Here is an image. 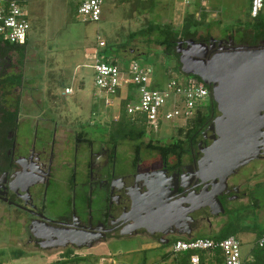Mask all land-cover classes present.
<instances>
[{"label":"flooded vegetation","instance_id":"flooded-vegetation-1","mask_svg":"<svg viewBox=\"0 0 264 264\" xmlns=\"http://www.w3.org/2000/svg\"><path fill=\"white\" fill-rule=\"evenodd\" d=\"M243 30L195 41L217 40L208 57L264 47V40L251 44ZM187 41H181L182 49ZM29 45L0 49V232L22 234L23 250L84 260L82 251L135 238L172 246L177 239L212 231L213 219L253 204L264 181L252 184L250 173L237 182L232 178L264 162V155L237 170L218 193L223 213L214 215L218 208L204 206L209 193L220 190L201 179L199 167L216 134L211 130L220 116L215 102L209 118L182 138L185 153L162 157L148 148L157 146V139H116L110 122L94 113L83 119L75 115L76 107L65 98L70 94L42 82L44 72L31 59Z\"/></svg>","mask_w":264,"mask_h":264},{"label":"rangeland","instance_id":"rangeland-1","mask_svg":"<svg viewBox=\"0 0 264 264\" xmlns=\"http://www.w3.org/2000/svg\"><path fill=\"white\" fill-rule=\"evenodd\" d=\"M18 1L22 2L30 21L28 49L31 59L38 60L36 65L44 72L42 82H49V87L58 94L65 95V89H72V94L65 95V98L69 105L76 107L73 113L80 119L94 113L95 117L112 125L120 119L124 100L130 91L122 90L115 97L113 107H106L105 100L108 97L95 84L96 73L93 67L97 60L106 62L107 58H117L122 66H129L132 61L150 66L154 70V87L165 85L170 79L185 82L188 76L175 71L174 62L167 60L163 49L154 43L153 37L138 36L133 39L131 35L146 29L150 24L179 26L186 15L193 14L206 24L213 23L210 34L222 38L237 31L241 24L248 21L252 2L210 0L200 10L201 5L187 6L182 0H105L102 20L99 23H85L77 14L78 0ZM205 34H208L206 29L200 32V35ZM166 68H169L168 72ZM131 93L138 96L135 91ZM137 96L133 104H136ZM209 104L210 100L207 99L203 107ZM180 124V121H165L153 137L170 142L178 137ZM248 173L250 176L255 175L252 184L264 181V162L259 161L243 169L239 176L232 178V182H237ZM261 192L263 202L260 210L255 212L253 207L248 206L240 209L237 214L213 219V230L202 232L195 238L204 235L212 237L232 222L252 225L257 216L260 219L259 226L264 227V188ZM21 236L20 233L0 232V264H53L58 261L62 264H175L184 254L172 253V246L135 238L128 242H113L101 249L82 251L87 255L86 258L76 260L65 255L51 257L54 252L49 254L23 250ZM236 238L243 242L242 253L246 254L255 244L257 235L247 231Z\"/></svg>","mask_w":264,"mask_h":264},{"label":"built area","instance_id":"built-area-1","mask_svg":"<svg viewBox=\"0 0 264 264\" xmlns=\"http://www.w3.org/2000/svg\"><path fill=\"white\" fill-rule=\"evenodd\" d=\"M182 1L187 6L201 5L199 9L202 10V5L210 0ZM104 3L105 0H78L77 14L85 23H99L103 17ZM263 11L264 0H252L251 17L256 18ZM30 32V21L22 2L0 0V45L24 46L29 41ZM93 68L96 87L108 97L105 100L106 107H113L115 97L122 90L130 91L127 96L130 99L127 117L134 125L145 124L157 133L165 121H180L179 128H185L197 110L203 107V103L210 99L207 85L191 76L185 82L170 79L165 85L152 86L153 68L136 61H132L129 66H122L118 60L117 64L97 60ZM131 91L137 92L138 96ZM72 92V89L65 90V94ZM136 96L137 102L133 104ZM256 245L264 247V232L256 239ZM242 247L243 242L234 236L219 241L190 237L174 242L172 253L197 252L190 256L188 264H244L251 260V249L243 254Z\"/></svg>","mask_w":264,"mask_h":264},{"label":"water","instance_id":"water-1","mask_svg":"<svg viewBox=\"0 0 264 264\" xmlns=\"http://www.w3.org/2000/svg\"><path fill=\"white\" fill-rule=\"evenodd\" d=\"M216 43L214 38L209 44L190 39L185 49L179 42L177 52L181 72L211 87L220 112L211 127L216 132L213 143L203 150L199 161L201 179L220 188L209 193L204 206L218 208L213 214L219 215L224 208L218 193L228 179L264 155V47L219 51L208 57Z\"/></svg>","mask_w":264,"mask_h":264},{"label":"trees","instance_id":"trees-1","mask_svg":"<svg viewBox=\"0 0 264 264\" xmlns=\"http://www.w3.org/2000/svg\"><path fill=\"white\" fill-rule=\"evenodd\" d=\"M244 25V27H241ZM240 28H243L246 32V39L250 40L251 44H256L259 40H264V11L256 18H252L251 14H249V19L245 23L241 24ZM213 27V23L206 24L205 21H200L196 19L195 15L189 14L186 15L181 24L179 26H173L171 24H150L146 29H142L135 34L131 35V38L135 39L138 36H145L148 38L153 37V41L159 47L163 49V54L167 57V60L174 62V69L176 72H181V63L179 61V55L177 53V45L181 41H186L189 39H201L200 32L204 29L208 31V35H210V29ZM8 47L11 50H24L26 46H18V45H0V49L2 47ZM117 58H107L106 62L117 64ZM169 68H166V72H168ZM199 81H201L198 77L191 76ZM207 88L212 92L211 87L207 86ZM210 104L204 108H200L197 110L196 115L188 122L185 128L179 129V135L177 138L171 139L170 142H163L161 140H156L157 146L149 145L150 150L156 151L160 156H174L180 158L184 151V141L182 138L186 133L192 134L193 128L198 127V125L203 121L209 118L214 105V101L212 96L210 95ZM130 103V99L126 98L124 100V106L121 110V116L118 121H116L112 126V133L116 139H132L137 140L139 138L150 137L151 139H155L153 136L157 134V132L153 131L147 125H134L131 123L130 119L127 117V107ZM125 133L127 136L131 135V137H123L121 134ZM263 186L259 185L255 192L253 193L254 199L253 204L250 207H253L254 211L257 212L262 208L261 194L263 192ZM256 222L245 225H238L234 222L230 223L227 227L220 230V232L214 236L204 235L203 238H211L214 240H223L229 237H239L241 234L247 231H252L257 235V238L264 232V227L259 226V217H256ZM242 224V222L240 223ZM201 237V238H202ZM240 239V238H238ZM178 240V239H177ZM175 240V242L177 241ZM197 252H187L184 253L181 259H177L175 264H188L189 258L192 254ZM203 258V255L198 252ZM168 256V255H167ZM166 256V257H167ZM251 260L245 262L244 264H264V247L259 248L258 245H253L250 251ZM53 264H62L60 261Z\"/></svg>","mask_w":264,"mask_h":264}]
</instances>
